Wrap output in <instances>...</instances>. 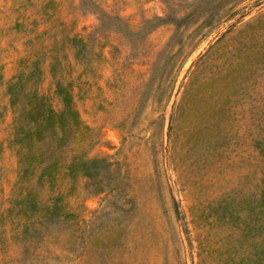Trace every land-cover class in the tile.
Here are the masks:
<instances>
[{
	"label": "rangeland",
	"instance_id": "obj_1",
	"mask_svg": "<svg viewBox=\"0 0 264 264\" xmlns=\"http://www.w3.org/2000/svg\"><path fill=\"white\" fill-rule=\"evenodd\" d=\"M18 72L77 113L38 179ZM0 264H264V0H0Z\"/></svg>",
	"mask_w": 264,
	"mask_h": 264
},
{
	"label": "trees",
	"instance_id": "obj_2",
	"mask_svg": "<svg viewBox=\"0 0 264 264\" xmlns=\"http://www.w3.org/2000/svg\"><path fill=\"white\" fill-rule=\"evenodd\" d=\"M29 79V75L18 72L7 87L9 103L13 109L12 142L19 150L18 178L23 180L32 175L35 164L41 165L36 176L38 179L44 174L45 166L56 162L55 157L50 156L51 151L58 146V139H61L65 129H70L72 123L78 122L66 87L56 83L54 92L60 99L61 107L54 110L50 101L43 94H38L34 86L26 87V81ZM52 139L58 143H53ZM47 160L50 162L44 164ZM99 161L102 159H82L74 156L67 166L68 173L74 175L79 170L83 176L94 179L97 172L93 167ZM23 198L20 200H24ZM29 205L32 210L35 209L33 203L30 202Z\"/></svg>",
	"mask_w": 264,
	"mask_h": 264
}]
</instances>
